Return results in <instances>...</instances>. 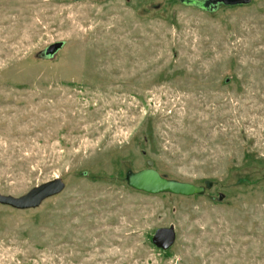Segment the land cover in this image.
I'll list each match as a JSON object with an SVG mask.
<instances>
[{"label":"rangeland","instance_id":"374dc122","mask_svg":"<svg viewBox=\"0 0 264 264\" xmlns=\"http://www.w3.org/2000/svg\"><path fill=\"white\" fill-rule=\"evenodd\" d=\"M152 161L205 193L131 187ZM55 178L0 264H264V0H0V192Z\"/></svg>","mask_w":264,"mask_h":264},{"label":"water","instance_id":"95a60500","mask_svg":"<svg viewBox=\"0 0 264 264\" xmlns=\"http://www.w3.org/2000/svg\"><path fill=\"white\" fill-rule=\"evenodd\" d=\"M181 2L203 10H216L220 4L242 5L249 4L251 0H181ZM61 47V43L52 44L49 46L47 54H53L61 49ZM152 165L153 161L148 163L149 167L146 169L139 170L138 172L127 171L128 184L136 190H142L149 194L170 192L181 196H194L205 193V186L166 178L153 168ZM211 185V182L208 183V187ZM64 189L65 182L61 178H55L53 181L40 184V186L30 189L25 195L19 197L0 192V203L18 209L37 208L45 199L62 193ZM175 240L176 229L174 226H169V228H159L152 242L160 249L169 250L175 244Z\"/></svg>","mask_w":264,"mask_h":264},{"label":"trees","instance_id":"16d2710c","mask_svg":"<svg viewBox=\"0 0 264 264\" xmlns=\"http://www.w3.org/2000/svg\"><path fill=\"white\" fill-rule=\"evenodd\" d=\"M167 178V177H166Z\"/></svg>","mask_w":264,"mask_h":264}]
</instances>
